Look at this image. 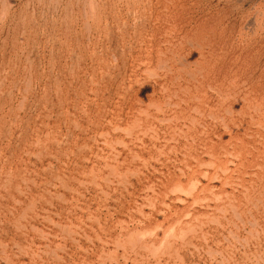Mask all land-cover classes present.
<instances>
[{"label":"rangeland","instance_id":"374dc122","mask_svg":"<svg viewBox=\"0 0 264 264\" xmlns=\"http://www.w3.org/2000/svg\"><path fill=\"white\" fill-rule=\"evenodd\" d=\"M0 17V264H264V0Z\"/></svg>","mask_w":264,"mask_h":264},{"label":"bare ground","instance_id":"6f19581e","mask_svg":"<svg viewBox=\"0 0 264 264\" xmlns=\"http://www.w3.org/2000/svg\"><path fill=\"white\" fill-rule=\"evenodd\" d=\"M3 14V13H2ZM83 15H84V13H83ZM1 18V17H0ZM2 19V18H1ZM0 19V20H1ZM166 19V18H165ZM174 24V23H173ZM173 26V25H172ZM259 28H261V27H259ZM262 29V28H261ZM167 31H169V30H167ZM169 32H171V31H169ZM168 36V35H167ZM147 51V50H146ZM177 55V54H176ZM162 56V55H161ZM159 59V58H158ZM176 62H178V61H176ZM164 64H165V62H164ZM179 64V63H178ZM182 65V64H181ZM183 66V65H182ZM185 67V66H184ZM206 71H208L207 69H206ZM174 79H175V77H174ZM235 81V80H234ZM197 82H198V80H197ZM209 82V81H208ZM163 83V82H162ZM200 85V84H199ZM209 87V86H208ZM207 87V88H208ZM210 88V87H209ZM208 88V89H209ZM196 89H198V88H196ZM200 90V89H199ZM209 90H212V88H210ZM179 91V90H178ZM203 93V92H202ZM202 93H200V94H202ZM228 93V92H227ZM225 94V93H224ZM236 95V94H235ZM167 96V95H166ZM174 97V96H173ZM222 97V96H221ZM166 98V97H165ZM195 98V97H194ZM199 98V97H198ZM223 98V97H222ZM202 99H203V97H202ZM242 99V98H241ZM255 99V98H254ZM167 100H168V98H167ZM195 100H198L197 99V97H196V99ZM226 100V99H225ZM208 101V100H207ZM244 101V100H243ZM178 102V101H177ZM201 102V101H200ZM171 104V103H170ZM181 104V103H180ZM198 104H199V102H198ZM205 104V103H204ZM175 105V104H174ZM203 105V104H202ZM206 105V104H205ZM171 106V105H170ZM200 106H201V104H200ZM204 106V105H203ZM220 106V105H219ZM175 107H177V106H175ZM193 107H195V106H193ZM192 107V108H193ZM199 107V106H198ZM259 107V106H258ZM157 109H158V106L156 107ZM204 108V107H203ZM195 109V108H194ZM198 109V108H197ZM216 109H217V107H216ZM215 109V110H216ZM259 109V108H258ZM199 110V109H198ZM205 110V109H204ZM226 110H227V108H226ZM255 110V109H254ZM190 112H191V110H189ZM201 111V110H200ZM179 113L181 112V111H178ZM196 113H197V111H195ZM211 112V111H210ZM227 113H229V111L227 110L226 111ZM255 112V111H254ZM176 113V112H175ZM196 113H195V115H196ZM198 113H199V111H198ZM203 113V112H202ZM208 113H209V111H208ZM214 113V112H213ZM181 114V113H180ZM189 114V113H188ZM211 114V113H210ZM209 114V115H210ZM226 114V113H225ZM229 114H231V113H229ZM166 115V114H165ZM203 115V114H202ZM206 115V114H205ZM262 116H263V114H261ZM174 116V115H173ZM178 116V115H177ZM189 116V115H188ZM201 116V115H200ZM202 117V116H201ZM208 117H212L211 115L210 116H208ZM184 118V117H183ZM205 118V117H204ZM219 118V117H218ZM222 118V117H221ZM220 118V119H221ZM226 118V117H225ZM250 118V117H249ZM173 119H176V118H173ZM189 119V118H188ZM192 119H193V117H192ZM213 119H214V117H213ZM250 119H252V118H250ZM179 120H180V117H179ZM263 120V119H262ZM162 121V120H161ZM165 121H167V120H165ZM194 121H195V119H194ZM200 121V120H199ZM203 121V120H202ZM214 121H215V119H214ZM259 121V120H258ZM186 122H188V121H186ZM257 123V122H256ZM174 124V123H173ZM183 124V123H182ZM192 124V123H191ZM202 124V123H201ZM250 124V123H249ZM207 125V124H206ZM214 125V124H213ZM224 125H225V123H224ZM186 126V125H185ZM193 126V125H192ZM201 127H202V125H200ZM226 126V125H225ZM251 126H253V125H251ZM263 127V126H262ZM205 128V127H204ZM225 128H227V127H225ZM251 128V127H250ZM256 128V127H255ZM179 129V128H178ZM262 129V128H261ZM175 130V129H174ZM233 130V129H232ZM174 132V131H173ZM143 133V132H142ZM175 133V132H174ZM188 133V132H187ZM205 133V132H204ZM222 133V132H221ZM177 134V133H176ZM182 134H184V133H182ZM171 135V134H170ZM185 135V134H184ZM245 136H248V135H245ZM254 136V135H253ZM180 137H182V136H180ZM255 137V136H254ZM171 138V137H170ZM233 138V137H232ZM250 138V137H249ZM257 139H258V137H256ZM230 139V138H229ZM190 140H191V137H190ZM234 140V139H233ZM240 140V139H239ZM191 141H193V139L191 140ZM237 141V140H236ZM235 141V142H236ZM242 143V142H241ZM259 143V142H258ZM254 144V143H253ZM257 144V143H256ZM183 146H184V144H183ZM246 146V145H245ZM262 147H263V145H261ZM174 147V146H173ZM252 147V146H251ZM181 148V147H180ZM186 148H188V147H186ZM244 149V148H243ZM223 150V149H222ZM256 151H257V149H256ZM260 151H261V149H260ZM237 152V151H236ZM226 153V152H225ZM230 153V152H229ZM208 154V153H207ZM227 154H228V152H227ZM239 154V153H238ZM259 154V153H258ZM209 155H210V153H209ZM236 155V154H235ZM235 155H234V157H235ZM263 155V154H262ZM182 156H184V155H182ZM201 156V155H200ZM223 156V155H222ZM230 156V155H229ZM261 156V155H260ZM233 157V156H232ZM190 158H191V156H190ZM211 158V157H210ZM238 158V157H237ZM262 158V157H261ZM217 159V158H216ZM238 159H240V158H238ZM256 159V158H255ZM263 159V158H262ZM220 160V159H219ZM225 160V159H224ZM221 161V160H220ZM261 161V160H260ZM263 161V160H262ZM261 161V162H262ZM219 162V161H218ZM238 162V161H237ZM220 163V162H219ZM224 164H225V162H223ZM240 163V162H239ZM199 164H201V163H199ZM223 164V165H224ZM226 164H227V162H226ZM241 164V163H240ZM204 165V164H203ZM206 165V164H205ZM212 165V164H211ZM222 165V164H221ZM259 165H260V163H259ZM201 166V165H200ZM217 166V165H216ZM219 166V165H218ZM218 166H217V168H218ZM263 166H264V164H263ZM208 167V166H207ZM222 167V166H221ZM254 167V166H253ZM256 167V166H255ZM216 168V169H217ZM224 168H225V166H224ZM260 171V170H259ZM221 172V171H220ZM233 174V173H232ZM204 175V174H203ZM202 175V176H203ZM201 176V175H200ZM206 176V175H205ZM204 177V176H203ZM219 178V177H218ZM236 180V179H235ZM211 182V181H210ZM190 183V182H189ZM177 184V183H176ZM176 186V185H175ZM192 186H193V184H192ZM195 186V185H194ZM177 187H178V185H177ZM173 188V187H172ZM171 188V189H172ZM178 188H180V187H178ZM193 189V188H192ZM192 189H190L189 191H191ZM174 190V189H173ZM176 190H179V192H180V189H176ZM201 191V190H200ZM178 192V193H179ZM252 193V192H251ZM188 194H189V192H188Z\"/></svg>","mask_w":264,"mask_h":264}]
</instances>
